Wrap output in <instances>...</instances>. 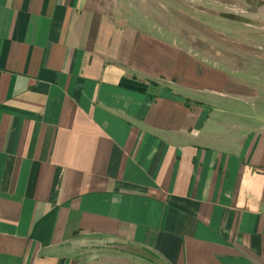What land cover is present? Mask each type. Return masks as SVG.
<instances>
[{"label":"crops","instance_id":"crops-1","mask_svg":"<svg viewBox=\"0 0 264 264\" xmlns=\"http://www.w3.org/2000/svg\"><path fill=\"white\" fill-rule=\"evenodd\" d=\"M169 10L0 0V264H264V60Z\"/></svg>","mask_w":264,"mask_h":264},{"label":"rangeland","instance_id":"rangeland-1","mask_svg":"<svg viewBox=\"0 0 264 264\" xmlns=\"http://www.w3.org/2000/svg\"><path fill=\"white\" fill-rule=\"evenodd\" d=\"M163 2L170 7L169 11L174 8L183 13L186 22L183 42L198 49L205 58L222 60L226 67L233 70H241L251 59L264 60V0ZM153 7L155 13L163 12L157 10L154 3L148 4V11ZM193 17L200 20L192 19ZM207 26L213 30L210 34H198V27L204 31ZM248 67L254 70L253 67ZM254 75H259L264 80V65L255 68Z\"/></svg>","mask_w":264,"mask_h":264},{"label":"trees","instance_id":"trees-1","mask_svg":"<svg viewBox=\"0 0 264 264\" xmlns=\"http://www.w3.org/2000/svg\"><path fill=\"white\" fill-rule=\"evenodd\" d=\"M123 84L128 87V88H132V89H137V90H144L145 86L144 84H141L135 80H125L123 82Z\"/></svg>","mask_w":264,"mask_h":264}]
</instances>
